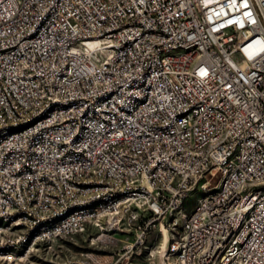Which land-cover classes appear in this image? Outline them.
Masks as SVG:
<instances>
[{"label": "built area", "instance_id": "1", "mask_svg": "<svg viewBox=\"0 0 264 264\" xmlns=\"http://www.w3.org/2000/svg\"><path fill=\"white\" fill-rule=\"evenodd\" d=\"M89 223L264 264V0H0V260Z\"/></svg>", "mask_w": 264, "mask_h": 264}, {"label": "rangeland", "instance_id": "2", "mask_svg": "<svg viewBox=\"0 0 264 264\" xmlns=\"http://www.w3.org/2000/svg\"><path fill=\"white\" fill-rule=\"evenodd\" d=\"M197 196L198 193H194L188 198L187 210L193 209ZM131 241V232L123 226L120 229L107 227L101 230L89 223L83 232L41 244L23 254L16 262L0 260V264H98L100 260L104 264H113L119 257V264H176L165 251L153 256L147 253L130 256L125 248Z\"/></svg>", "mask_w": 264, "mask_h": 264}, {"label": "bare ground", "instance_id": "3", "mask_svg": "<svg viewBox=\"0 0 264 264\" xmlns=\"http://www.w3.org/2000/svg\"><path fill=\"white\" fill-rule=\"evenodd\" d=\"M109 235V234H108Z\"/></svg>", "mask_w": 264, "mask_h": 264}]
</instances>
